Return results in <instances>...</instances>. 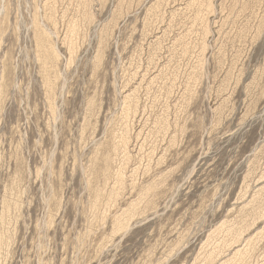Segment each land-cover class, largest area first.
<instances>
[{"label":"rangeland","instance_id":"obj_1","mask_svg":"<svg viewBox=\"0 0 264 264\" xmlns=\"http://www.w3.org/2000/svg\"><path fill=\"white\" fill-rule=\"evenodd\" d=\"M0 264H264V0H0Z\"/></svg>","mask_w":264,"mask_h":264}]
</instances>
